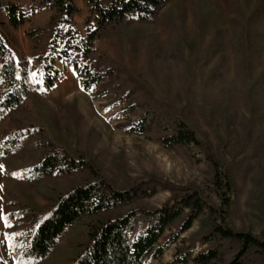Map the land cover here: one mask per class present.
Returning a JSON list of instances; mask_svg holds the SVG:
<instances>
[{"label":"rangeland","instance_id":"rangeland-1","mask_svg":"<svg viewBox=\"0 0 264 264\" xmlns=\"http://www.w3.org/2000/svg\"><path fill=\"white\" fill-rule=\"evenodd\" d=\"M13 1L30 19L10 29L9 44L30 61L36 90L48 103V111L54 112L46 117L36 97L42 129L33 131L32 141L18 145L16 140L5 141L12 122L0 121V260L72 264L91 240L94 221L85 215L66 230L48 257L37 259L20 251L17 229L42 222L76 184L67 177L34 179L31 168L44 152L32 144L42 137L91 157L101 174L119 187L154 177L198 188L209 205L222 210L227 224L264 239V159L252 178L238 180L236 190L226 186L224 177L215 186L207 156L209 146L224 155L225 173L228 165L245 156L246 147L250 153L256 147L264 151V0H171L157 23L133 25L119 37L97 42L92 61L98 68L114 69L139 94L152 97L196 131L203 147L192 144L178 150L163 147L155 132L141 136L120 128L136 117L118 116L121 106L110 104L106 95L85 90L73 66L75 54L56 60L61 73L53 89L45 91L40 58L49 52L52 13L38 10L37 0ZM75 2L81 12L74 24L84 36L89 10L84 0ZM30 31H38L39 42L28 35ZM169 196L161 192L152 203L162 205ZM199 228L197 221L181 238L193 240ZM202 248L197 242L195 251ZM175 252L176 244L170 245L161 259H147L144 264H178Z\"/></svg>","mask_w":264,"mask_h":264},{"label":"trees","instance_id":"trees-1","mask_svg":"<svg viewBox=\"0 0 264 264\" xmlns=\"http://www.w3.org/2000/svg\"><path fill=\"white\" fill-rule=\"evenodd\" d=\"M170 1L84 0L89 14L83 36L74 24L75 16L81 12L75 0H37L38 10L52 13L49 52L40 58L43 89L52 90L61 73L56 60L65 61L75 54L73 66L85 90L99 97L106 95L110 104L121 106L118 116L127 113L136 117L120 125L125 132L141 136L155 132L156 141L171 150L192 144L203 147L196 131L185 121L165 112L152 97L139 94L114 69L102 70L92 61L99 40L119 37L133 25L157 23ZM29 19L13 0H0V121L12 122L5 141L16 140L17 145L32 141L33 131L42 129L41 115L34 105L36 97L46 117L54 112L48 111V103L36 90L30 61L9 44L10 29H18ZM37 32L30 31L28 35L39 42ZM15 117L17 122L13 121ZM32 145L44 152L31 168L34 179L67 177L76 184L60 197L42 222L26 223L17 229L23 255L48 257L66 230L88 215L94 221L91 240L72 264H144L147 259H161L173 244L178 264H264V239L227 224L222 210L209 205L200 189L154 177L119 187L101 174L95 160L82 152L59 147L47 137ZM208 148L216 187L224 177L226 186L237 190L238 180L252 178L264 159L261 147L252 153L246 147L245 156L228 165L229 170L224 173L221 169L226 157ZM161 192L170 196L164 204L156 206L152 202ZM225 205L229 209L231 200ZM197 221L200 228L194 239L181 238ZM197 242L203 246L199 252L195 251ZM0 264L6 263L0 260Z\"/></svg>","mask_w":264,"mask_h":264}]
</instances>
